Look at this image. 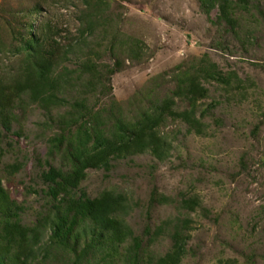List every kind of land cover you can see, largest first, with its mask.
<instances>
[{
	"label": "rangeland",
	"instance_id": "374dc122",
	"mask_svg": "<svg viewBox=\"0 0 264 264\" xmlns=\"http://www.w3.org/2000/svg\"><path fill=\"white\" fill-rule=\"evenodd\" d=\"M36 2L60 42L76 38L86 8L100 6L105 14L76 48L80 58L64 65L75 70L90 62L109 78L103 86L89 72L72 73L68 99L86 96L92 118L99 117L93 130L106 131L117 118L134 121L193 74L217 72L202 81L208 96L198 104L213 108L200 116V134L168 117L160 127L172 144L167 160L149 153L115 159L109 170L89 169L80 189L90 198L104 190L125 193L127 223L151 256L171 249L172 226L184 218L190 239L180 264H264V0H233L232 27L217 20V6L207 11L198 0H0L2 74L19 67L12 50L27 23L39 21L26 13ZM89 82L96 86L85 91ZM27 106L3 138L2 165L22 164L3 184L24 208L20 220L33 224L52 209L40 175L49 165L69 168L68 139L77 127H58L60 115L73 112L69 105L52 106L50 115L37 103ZM185 106L178 102L179 110ZM185 199H196V208H184ZM159 226L164 232L154 237ZM68 256L55 264H72Z\"/></svg>",
	"mask_w": 264,
	"mask_h": 264
},
{
	"label": "trees",
	"instance_id": "16d2710c",
	"mask_svg": "<svg viewBox=\"0 0 264 264\" xmlns=\"http://www.w3.org/2000/svg\"><path fill=\"white\" fill-rule=\"evenodd\" d=\"M198 1L207 11L217 6L219 22L230 27L235 25L229 7L233 0ZM26 11L30 17L36 15L40 19L36 24L27 23L20 45L12 50L19 67L0 73V126L4 131L0 129V264H55L67 260L70 254H73L72 264H108L106 259L109 258H119L118 264H180L190 239L189 220L180 219L179 225L172 226L169 234L172 247L168 252L151 256L146 252V246H142L143 239L135 235L127 223L131 208L127 195L104 190L97 197L90 198L80 189V183L89 169L109 170L115 159L149 153L158 161L167 160L172 144L160 127L168 117L185 123L189 132L200 134L203 127L200 116L213 105L203 107L198 104L208 96V89L202 81L216 79L217 72L203 69L200 72L205 75L203 78L193 74L171 94L152 100L149 107L140 110L134 121L117 118L110 129L93 130L99 117L92 118L86 96H78L79 99L72 96L73 102L68 99V90L75 87L72 73L89 72L101 85L109 78L90 62L75 66V70L66 69L64 65L72 58L75 61L80 58L75 59L76 48L85 42V34L92 35L99 26L95 25L98 24L96 21L103 22V10L100 6L83 10L76 38H68L67 42L58 40L60 32L43 18L38 2ZM95 86L89 82L85 91ZM30 102L37 103L47 112L52 106L69 105L73 112L60 115L58 127L67 131L73 126L77 131L68 139L66 159L69 168L49 165L40 175L46 185L45 192L51 198L52 209L40 215L33 224H25L20 220L23 206L10 196L3 184L20 170L22 164L2 165L5 153L2 142L4 136L12 132L17 110L23 112ZM178 102H185L187 106L179 110ZM63 138L61 134L54 139L59 143ZM183 203L189 210L197 206L196 199H185ZM163 232L159 226L154 237ZM223 264H230V260Z\"/></svg>",
	"mask_w": 264,
	"mask_h": 264
}]
</instances>
